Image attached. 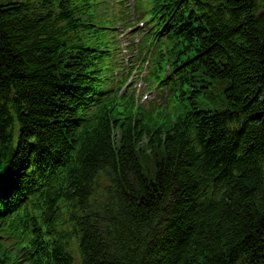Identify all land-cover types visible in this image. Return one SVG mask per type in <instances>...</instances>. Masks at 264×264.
I'll return each mask as SVG.
<instances>
[{"label": "trees", "instance_id": "trees-1", "mask_svg": "<svg viewBox=\"0 0 264 264\" xmlns=\"http://www.w3.org/2000/svg\"><path fill=\"white\" fill-rule=\"evenodd\" d=\"M118 6L149 109L108 0H0V264H264V0Z\"/></svg>", "mask_w": 264, "mask_h": 264}]
</instances>
